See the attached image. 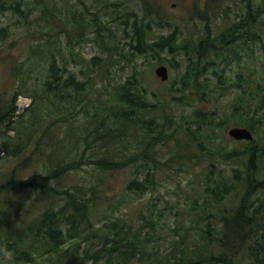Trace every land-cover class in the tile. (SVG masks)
<instances>
[{"label":"trees","instance_id":"obj_1","mask_svg":"<svg viewBox=\"0 0 264 264\" xmlns=\"http://www.w3.org/2000/svg\"><path fill=\"white\" fill-rule=\"evenodd\" d=\"M22 2L0 0V16L18 14L35 38L28 46L29 59L12 70L28 91L20 87L5 108L14 111L20 95L32 100L31 110L15 120L18 128L6 126L16 135L0 147L6 158L16 160L0 174V264H264V134L259 133L264 130V85L243 70L229 74L233 64L242 66L243 54L252 60L257 54L264 70V0H242L235 20L218 35L207 22L206 34L193 39L182 37L176 22L148 0L141 1L143 13L121 11L119 1L96 0L91 24L84 22L82 7L76 25L43 17L48 12L28 20ZM51 2L40 5L47 10ZM205 2L202 11L194 1L191 15L207 21L214 9L225 6V0ZM104 10L119 15L109 20L111 27L101 22ZM9 30L0 27L1 40ZM62 36L72 47L98 44L101 55L87 59L79 52L77 59H69L50 51L49 46L63 45ZM33 56L38 67H28L23 78L22 67L32 65ZM139 57L184 68L172 82L176 89L157 90L162 97L173 90L180 96L170 95L165 104L152 91L157 99L152 100L145 86L148 75L134 63ZM121 62L129 64L130 72L115 81V64ZM212 90L235 93L227 119L193 103L207 102ZM30 112L32 124L26 129L23 118ZM226 121L247 128L255 140L232 149L209 140L216 128L230 127ZM161 147H168L167 158ZM203 159L210 162L201 178L204 200L193 203L186 221L168 228L177 240L162 254L157 245L162 209L155 208L159 197L135 219L117 213L154 193L171 166L192 173L194 162L187 168L184 161ZM215 161L239 166L227 173ZM27 165L39 171L24 175ZM88 168L84 183L64 187V178ZM127 168L125 193L113 202L110 179Z\"/></svg>","mask_w":264,"mask_h":264},{"label":"rangeland","instance_id":"obj_2","mask_svg":"<svg viewBox=\"0 0 264 264\" xmlns=\"http://www.w3.org/2000/svg\"><path fill=\"white\" fill-rule=\"evenodd\" d=\"M84 6L78 2V0H52L51 4L48 5L49 8L44 7V5H40L42 0H23L21 11L28 14V20H32L42 14L43 17L49 16L52 18H59L65 19L70 21L73 25L78 24L79 18L82 14V7L86 8V14L84 22L91 24V13L96 9V0H79ZM116 3H122L124 7L121 8V11H129L132 10L134 13H143V8L141 1L142 0H114ZM152 5L156 8L155 10L161 11L163 14L167 15V19L171 18L176 22V26H178L179 30L182 32L181 35L184 38L193 39V36H199L206 31V23L210 24L212 32L214 35H218L219 32L224 29L227 25L232 23L238 15V12L241 7L242 0H225L223 4L224 7L219 8L218 11L215 9L212 13L209 14L207 21L198 18L197 16L191 15V9L193 6V2L197 1L196 6L204 11L205 0H148ZM95 2V3H94ZM157 6V7H156ZM226 8V9H225ZM126 9V10H125ZM128 9V10H127ZM35 10V12L33 11ZM33 11V12H32ZM107 11V12H106ZM104 10V14L106 17H102L101 22L104 24L106 23L107 26H113L109 20L116 18L118 20L119 15L116 13H111L109 16V10ZM31 12V13H30ZM217 12V13H216ZM118 16V17H117ZM8 26L10 28L9 36L1 40L0 39V147L2 145L6 146V143L9 141V138L15 136L16 134L10 130H6V126L12 127L15 125V120L18 116L25 114L26 111L29 112L32 107V100L25 95H20L14 99V111H9V109H5L7 104L13 98L15 92L21 87L22 91H28L26 88H22V79H16L13 77L12 70L13 68L20 63L22 59L28 55V46L35 38L31 35L27 34V27H25L22 21H19L18 14H11L7 13L5 15L0 16V27ZM114 33H119L116 28L112 30ZM164 33H168L167 30ZM206 34V32H204ZM118 35V34H117ZM90 37L94 38L95 34L89 35ZM104 37L108 39L110 35L108 33H104ZM119 37V35H118ZM67 38L65 39L63 36L60 37V44H56L54 46H49V50L54 53L61 52L65 54L69 59L76 58L79 52L82 53V56L89 59L94 56L101 55V46L95 43L87 42L81 48L77 46L72 47L70 44H67ZM66 42V43H65ZM110 42V40H109ZM123 42V41H122ZM245 56L242 59V66L237 67L236 65H232V72H229L230 75H234L236 72L243 70V72L251 77L255 78L257 81H261L264 85V70H261L258 62L259 57L257 58V54L253 55L255 60L250 59ZM29 59L26 57L25 61ZM77 59V58H76ZM115 60L120 59L118 55H115ZM258 61V62H257ZM32 65L25 64L23 68V78H26L27 75V68L32 67L35 69L38 67V59L33 56L30 60ZM134 63H138L141 65V71L143 72L144 76H147V83L145 86L147 87L148 91H150L149 96L152 100L151 96L152 91H156V94L160 95L157 90L166 89L169 85L176 89L178 84L172 83L175 79L179 78L184 68H172L168 69L169 72V79L166 82H161L159 78H157L154 74V70L159 65L157 62H153V60L149 58H136ZM115 71H113L112 79L115 81H119V79L125 78L127 74H129V64L126 62H121V64H115ZM121 65H124V69H121ZM121 66V67H120ZM72 69H75L73 67ZM119 69V70H118ZM27 71V72H24ZM34 73V72H33ZM114 77V78H113ZM120 77V78H119ZM118 78V79H117ZM111 79V83L113 80ZM261 79V80H260ZM98 84H101L100 80ZM27 86H30L28 83ZM20 90V91H21ZM215 91L211 94L209 100L204 103L193 102L196 107L202 110H209V111H216L219 113L221 117L230 116L232 113L231 109L235 102L234 92L226 93L225 95L219 94V91ZM181 93L179 92H171L168 96L162 97L160 95L159 101L162 103H167L166 100L170 99V95L180 96ZM198 103V104H197ZM184 109L181 108L180 112ZM15 114V116H13ZM31 112L27 113L24 118L23 122L25 124L26 129L31 127L32 120H31ZM227 122V121H226ZM228 123V122H227ZM230 124V122L228 123ZM16 126V125H15ZM230 124L226 130L223 129H215V131L210 133L211 138L209 140L214 141L216 144H224L232 148H240L241 146L247 142L243 140H235L228 135L229 129L233 128ZM18 128V126H16ZM261 135L264 134V130L259 131ZM209 140H205V143L208 144ZM2 144V145H1ZM209 145V144H208ZM160 150L162 151L165 158L169 156L168 147H161ZM0 174L5 175L6 171L10 170L12 165L16 162V160L12 158H6V153L0 151ZM200 160V159H197ZM197 160H185V166L188 168V164L193 161L194 168L191 169L190 173L188 170L185 171H177L175 169H179L183 166H171L170 169L167 170V173H170L169 176L167 174H163L161 176V184L157 187V190L154 193L146 194L142 199L136 200L131 202L123 207L122 210L117 213L118 215H123V217L129 218H136V213L142 208H145L147 204H150L152 200H156L159 197V200L156 202L158 203L155 208L162 209V216L159 218L158 227L161 231V238L157 241V245L159 250L162 254L170 251L171 249V241L177 240V238H173V234L168 232L169 227H174L175 224L178 222L186 221L190 216L188 214L190 207L193 205L195 201L201 203L203 199V185L201 178L204 177V173L206 169H208V162L206 159H203L202 162H198ZM214 162V161H213ZM215 165L217 167L223 168L227 173H231V169L237 168L239 166L235 163L228 161H220L216 162ZM173 167V168H172ZM2 171L5 172H1ZM92 168H88L84 171H79L70 175L69 177L64 178L65 180L62 183L65 184L64 187L70 186L75 182L84 183L88 179V173L91 172ZM24 175L32 174L34 171H39V168H35L34 165H27L25 168ZM131 170L127 168L125 171H121L118 173L114 178L110 179V191L108 193L111 200L119 199L114 197H119L120 194L125 193L123 188L124 183L126 182L127 177L129 176V172ZM129 201V200H128ZM153 203V202H152ZM169 203V204H167ZM230 203V202H227ZM172 206V209L169 210L168 208Z\"/></svg>","mask_w":264,"mask_h":264},{"label":"water","instance_id":"obj_3","mask_svg":"<svg viewBox=\"0 0 264 264\" xmlns=\"http://www.w3.org/2000/svg\"><path fill=\"white\" fill-rule=\"evenodd\" d=\"M155 74L165 81L168 79L167 68L160 66L155 70ZM229 135L236 140H252L251 133L244 128H234L229 131Z\"/></svg>","mask_w":264,"mask_h":264},{"label":"bare ground","instance_id":"obj_4","mask_svg":"<svg viewBox=\"0 0 264 264\" xmlns=\"http://www.w3.org/2000/svg\"><path fill=\"white\" fill-rule=\"evenodd\" d=\"M242 15V14H241Z\"/></svg>","mask_w":264,"mask_h":264}]
</instances>
